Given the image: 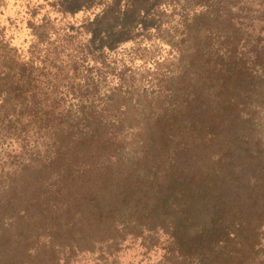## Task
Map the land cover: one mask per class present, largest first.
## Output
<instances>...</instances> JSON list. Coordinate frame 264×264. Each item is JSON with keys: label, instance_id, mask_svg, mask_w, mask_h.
Wrapping results in <instances>:
<instances>
[{"label": "trees", "instance_id": "1", "mask_svg": "<svg viewBox=\"0 0 264 264\" xmlns=\"http://www.w3.org/2000/svg\"><path fill=\"white\" fill-rule=\"evenodd\" d=\"M56 3L100 11L82 44L0 51L1 209L31 170L97 264H264V0Z\"/></svg>", "mask_w": 264, "mask_h": 264}, {"label": "rangeland", "instance_id": "2", "mask_svg": "<svg viewBox=\"0 0 264 264\" xmlns=\"http://www.w3.org/2000/svg\"><path fill=\"white\" fill-rule=\"evenodd\" d=\"M57 1L0 0V51L4 45H10L18 48L19 53H26L35 42L37 33L42 30H46L44 39L46 47H55L59 43V38L66 37L64 32L70 28L79 30V34L67 32V37H74L75 40L70 44L84 43L90 37L84 29V24H90L100 8L62 16ZM131 44L130 39L125 41L113 56L120 60L126 47ZM143 48L140 49V54L145 52ZM158 49L162 54L167 53L165 48ZM135 61L134 66L140 68L142 61L140 59ZM150 66L151 62L145 69H149ZM38 186L37 176L31 170H27L22 184L19 185L17 202L20 206L27 207L28 211L14 214L15 220H10L11 213L0 206V264H97V255L105 248L102 244H98L95 249H84L81 246L84 240H73L70 243L71 239H68L63 230L61 231L57 222L63 224L67 220L68 206H54L44 214L31 209ZM13 195L9 192L7 198L12 200ZM44 195L43 192L42 196ZM136 253L135 250L125 251L121 255L120 263L138 264Z\"/></svg>", "mask_w": 264, "mask_h": 264}]
</instances>
